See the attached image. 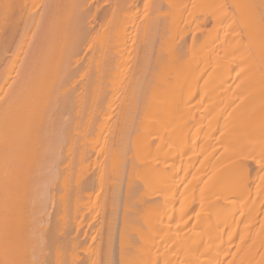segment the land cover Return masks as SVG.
<instances>
[{
	"label": "bare ground",
	"instance_id": "obj_1",
	"mask_svg": "<svg viewBox=\"0 0 264 264\" xmlns=\"http://www.w3.org/2000/svg\"><path fill=\"white\" fill-rule=\"evenodd\" d=\"M115 242L264 264V0H0V264Z\"/></svg>",
	"mask_w": 264,
	"mask_h": 264
},
{
	"label": "rangeland",
	"instance_id": "obj_2",
	"mask_svg": "<svg viewBox=\"0 0 264 264\" xmlns=\"http://www.w3.org/2000/svg\"><path fill=\"white\" fill-rule=\"evenodd\" d=\"M117 2H118V1H114L113 4H101V5H100V4H98V5H97V4H94L93 6H95V5L97 6V7L95 6L96 8H93V9H94V12H95V9H97L98 6H100V7L98 8V9H100V11H99L98 9H97V11H96L98 16L101 15V14H103V13L106 14V15H108L106 12H108V10H110V9H111V10L113 9V11L110 10V13L108 12L110 15L112 14V12H113V13L116 12L117 14L119 13V15H120V13H122L123 10H122V12H121L120 9H118V7H119V8H125V6H124V4H123V6H119V4H118ZM34 5H37V4H34ZM38 5L40 6V7L38 6V7H39L38 10L41 12L42 9H43V6H42V4H38ZM103 5H104V6H103ZM120 5H122V4H120ZM125 5H126V4H125ZM140 5H141V4H140ZM145 5H146V7L148 6L147 4H145ZM145 5H143V7H142V5L140 6V10L143 9V10H142L143 12L145 11V9L149 11V9L151 8V5H152V4L149 5L150 8H149V6H148V9H147L146 7H144ZM41 6H42V7H41ZM105 6H106V7H105ZM117 6H118V7H117ZM127 6H128V4L126 5V7H127ZM36 7H37V6H36ZM101 7H102L103 9H102ZM107 7H108V8H107ZM141 7H142V8H141ZM117 9H118V10H117ZM125 9H126V8H125ZM125 9H124V10H125ZM153 9H154V8H153ZM104 10H105V11L107 10V11H106V12H102V11H104ZM140 10H139V11H140ZM150 10H152V9H150ZM130 11H132V9H130ZM142 11L139 12V14H140L139 16H136V20H137V22H139V26H140V23H142V20H143V22H146V19L149 18V15H148V17H146V14H147V13H146V12L142 13ZM141 13H142V14H141ZM150 13L152 14L151 11H150L148 14H150ZM144 14H145V15H144ZM151 14H150V17H151ZM137 15H138V14H137ZM98 16H97V17H98ZM102 16H103V15H102ZM104 16H105V15H104ZM100 17H101V16H100ZM139 17H140V18H139ZM143 17H145L146 19H145V18L142 19ZM101 18H102V17H101ZM101 18L98 17V21H99V19H101ZM137 18H139L140 20L137 19ZM141 19H142V20H141ZM144 20H145V21H144ZM147 20H148V19H147ZM209 24L212 25V24H213L212 21H209L208 25H209ZM142 25H143V23H142ZM211 25H210V26H211ZM210 26H209V27H210ZM212 26H213V25H212ZM212 26H211V27H212ZM140 28H141V27H140ZM208 29H209V28L207 27L206 30L208 31ZM211 29H212V28H211ZM96 30H97V29H96ZM98 30H99V29H98ZM98 30H97V31H98ZM192 33H193V32H192ZM192 33H191V35H192L191 37L197 35V34H192ZM198 34H201V33H198ZM201 35H203V34H201ZM199 38H200V35H199ZM197 39H198V37H197ZM138 44H139V43H137L136 46H134L135 49H136V50L134 49L135 52L139 49V47L136 48L137 46H139ZM23 56H24V57H23ZM23 56H22V59H23V58L26 59V58H25L26 53H24ZM22 59H21V60H22ZM24 59H23V60H24ZM23 60H22V62L20 61V64L23 63ZM117 233H118V232H117ZM117 238H118V237H117ZM88 241H89V240H88ZM97 241H99V237L97 238ZM116 241H117V240H116ZM88 243H90V241H89ZM114 246H115V247H114V248H115V249H114V250H115V252H114V258H115L114 261L116 260L115 263L117 264V262H118V264H119L120 261H119V258H118L119 256H118V254H117V253H118L117 251H119V249L117 248V247H119V246H118V242H117V243L115 242V245H114ZM115 253H116V256H115ZM116 258H117V259H116ZM115 263H114V264H115Z\"/></svg>",
	"mask_w": 264,
	"mask_h": 264
}]
</instances>
